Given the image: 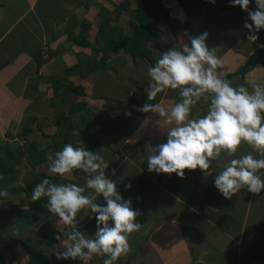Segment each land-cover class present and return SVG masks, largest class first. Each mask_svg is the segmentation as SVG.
I'll list each match as a JSON object with an SVG mask.
<instances>
[{"label": "crops", "instance_id": "obj_1", "mask_svg": "<svg viewBox=\"0 0 264 264\" xmlns=\"http://www.w3.org/2000/svg\"><path fill=\"white\" fill-rule=\"evenodd\" d=\"M122 1L0 0V146L30 150L34 142L37 150L34 163L23 159L17 165L20 172L16 178L13 175L0 183V189H14L8 197L0 198L4 263L29 264L30 253L35 251L43 254L48 264H77L71 259L57 260L52 254V246L58 243L54 237L61 234L59 229L67 231V226L47 211L46 202L35 212L25 177L35 172V183L38 173L48 175V156L54 154L55 145L51 135L59 129L58 120L85 111L83 132L74 128V134L81 135L78 146L104 157L109 164L106 175L140 211L137 220L141 227L129 234V251L115 264H264V190L254 194L242 189L230 199L222 197L213 186V177L223 161L211 165L197 191L196 170L185 169L182 178L147 170L146 146L165 141L163 122L159 128L157 116L137 112L134 107L146 102L143 89L150 65L142 59L133 61L121 50L102 55L86 44L94 43L101 22L111 18L112 25L132 34L128 24L131 14L123 11L117 16L115 11ZM162 4L168 17L152 22L157 34L147 41L157 57L173 45L179 47L186 32L198 35L207 31L206 43L214 47L223 65L222 78L227 77L233 86L264 82L261 59L238 72L256 49L261 57L259 47L264 54V29L257 39L259 47H254L253 41L245 38L247 14L239 6H231L229 0H215L214 4L209 0H162ZM249 7L254 8V3ZM46 50L55 52L47 57ZM80 51L105 67L99 66L88 76L69 70ZM39 53L44 59L40 65L36 59ZM52 78L71 81L82 87V93L66 83L53 92ZM138 82L144 83L143 87ZM163 96L165 103L178 99L175 90H167ZM197 108L203 115L204 105ZM127 112L131 116L125 115ZM249 151L247 145H241L237 155ZM60 178L83 184V174L78 171ZM126 184L131 188L125 189ZM78 228L85 235L92 234L95 220L85 217ZM103 259L93 257L91 261L102 264Z\"/></svg>", "mask_w": 264, "mask_h": 264}, {"label": "clouds", "instance_id": "obj_2", "mask_svg": "<svg viewBox=\"0 0 264 264\" xmlns=\"http://www.w3.org/2000/svg\"><path fill=\"white\" fill-rule=\"evenodd\" d=\"M209 2L214 4L215 0ZM229 3L247 14L243 23L248 30L246 40H257V33L264 29V0ZM250 3L255 7L250 8ZM185 37L179 47L173 45L160 52L154 64L146 68V102L134 106L137 112L157 116L158 127L161 122L165 126L161 130L165 141L146 146L147 170L182 178L185 169H199L207 177L210 166L223 161L213 177V186L222 197L230 199L242 189L259 194L264 190V82L233 86L220 75L223 65L214 47L206 43L208 32H186ZM167 90H175L178 99L174 103H165ZM198 105H204L203 115ZM125 115L131 116V112ZM241 145L251 151L237 155ZM48 161V175L83 174L82 185L44 178L31 191V201L46 198L44 207L67 226V231L58 228L61 234L54 237L58 243L52 246V254L57 260L71 259L79 264H89L93 257H104L102 264H115L129 251V234L141 227L137 220L140 211L106 175L109 164L99 152L65 143L48 156ZM124 187L130 189L131 185ZM6 196L7 192L0 189V198ZM78 214L82 215L78 218ZM85 217L95 220L92 234L85 235L78 228Z\"/></svg>", "mask_w": 264, "mask_h": 264}, {"label": "trees", "instance_id": "obj_3", "mask_svg": "<svg viewBox=\"0 0 264 264\" xmlns=\"http://www.w3.org/2000/svg\"><path fill=\"white\" fill-rule=\"evenodd\" d=\"M115 11L117 16H119V14L123 11H127L131 14V19L129 20L128 24L132 28V34H125L123 32V28L112 25L111 21L113 19L111 18L101 22L94 43L86 44L93 47L94 50L100 51L102 55L108 51L118 52L121 50L124 54L129 55L133 61L142 59L148 62L150 66L154 64L156 58L158 57L148 46L147 41L149 37L157 34L152 26V22L160 16L165 18L168 17V11L163 6L162 0H123L117 4ZM261 30L257 33V39ZM253 45L254 47H259L258 41L254 40ZM259 49L262 52L261 62L264 64L263 49L260 47ZM46 52V56L48 57L55 51L46 50ZM36 59L38 61V65L44 62L42 53L36 54ZM99 66L102 68L105 67V65H100V60H96L90 55H85L84 51H80L77 54L76 63L69 70H78L82 76H88ZM63 73L65 76H67L68 70L63 71ZM64 83L70 86L77 93H82L81 86H75L71 81L59 82L58 80L52 78L53 92H58V90L55 89L59 88ZM84 119L86 120L85 111L76 115L65 116L58 120L57 126L59 129L57 130L56 134L51 135L55 141L53 151L54 153L60 150L65 143H72L74 146H78L80 134H74V128L77 127L81 130L80 132H83L82 125ZM24 131L26 132V127ZM94 144L97 145V143ZM30 146V150L28 147L24 148V146L18 147L15 150L9 148L8 146H0V179L2 178L3 174L8 176V180L13 179V175H15L16 178V175L20 172V170L17 168V165L25 158L27 159V162L34 163L35 159L33 156L36 155L37 150H35L36 147L34 142L30 143ZM33 175H36V173L30 171L28 176L25 177L26 189H29V192H31L35 185L41 182V180L44 178H48L50 182L53 183L68 182L66 179L60 177L38 173L39 178L37 179L36 176V181L34 183L32 181ZM1 189L7 192L6 197H8L11 190H14L9 188ZM44 202H46V198L43 197L38 201H32L35 212L42 210L41 205ZM0 259L1 262L5 264L1 254ZM29 264H48V261L43 256V254L33 251L30 253Z\"/></svg>", "mask_w": 264, "mask_h": 264}, {"label": "water", "instance_id": "obj_4", "mask_svg": "<svg viewBox=\"0 0 264 264\" xmlns=\"http://www.w3.org/2000/svg\"><path fill=\"white\" fill-rule=\"evenodd\" d=\"M22 50H25V47H22ZM31 52V51H30ZM261 59V54L259 52L258 49H256L253 54L250 56V58L246 61L245 64H243L239 69H238V72L239 73H242L245 69L249 68V67H252L254 65V62L255 61H259ZM3 66L0 65V68ZM211 167V166H210ZM202 177V174L200 172L199 169H196V172H195V187H194V191H197L198 188H199V185H200V179Z\"/></svg>", "mask_w": 264, "mask_h": 264}, {"label": "rangeland", "instance_id": "obj_5", "mask_svg": "<svg viewBox=\"0 0 264 264\" xmlns=\"http://www.w3.org/2000/svg\"><path fill=\"white\" fill-rule=\"evenodd\" d=\"M160 17H162V16H160ZM165 18V17H164ZM147 64H149L148 62H146ZM127 69V68H126ZM123 73V72H122ZM136 79H138V78H135L134 80H136ZM138 84L141 86V87H143V85H144V83H141V82H138ZM4 175V174H3ZM7 176L6 175H4V177L3 178H1L0 179V183L3 181V180H8L9 178H6ZM11 180V179H10Z\"/></svg>", "mask_w": 264, "mask_h": 264}, {"label": "built area", "instance_id": "obj_6", "mask_svg": "<svg viewBox=\"0 0 264 264\" xmlns=\"http://www.w3.org/2000/svg\"><path fill=\"white\" fill-rule=\"evenodd\" d=\"M46 54V53H45ZM47 55V54H46ZM77 264H79V261H76ZM89 264H93L92 261L89 262Z\"/></svg>", "mask_w": 264, "mask_h": 264}]
</instances>
